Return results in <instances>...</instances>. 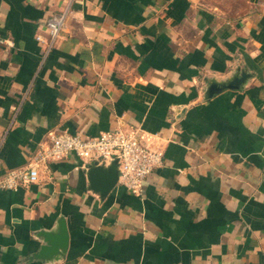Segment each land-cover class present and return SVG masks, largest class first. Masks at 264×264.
<instances>
[{"label":"crops","instance_id":"0c3cea01","mask_svg":"<svg viewBox=\"0 0 264 264\" xmlns=\"http://www.w3.org/2000/svg\"><path fill=\"white\" fill-rule=\"evenodd\" d=\"M240 1L0 0V176L54 133L125 124L164 162L140 195L100 198L74 154L0 189V264H264V0ZM240 71L242 89L206 96ZM60 216L66 254L32 258Z\"/></svg>","mask_w":264,"mask_h":264},{"label":"built area","instance_id":"2783aa9c","mask_svg":"<svg viewBox=\"0 0 264 264\" xmlns=\"http://www.w3.org/2000/svg\"><path fill=\"white\" fill-rule=\"evenodd\" d=\"M68 9L52 12L46 20L48 39L38 35L48 52L67 26ZM71 154L91 160L106 161L118 156L120 173L118 184L140 195L143 181L152 171L163 165V152L143 144L139 132L127 124L114 130L100 132L94 136H84L67 131L51 135L50 144L43 146L25 166L8 170L0 176V189H16L36 182L40 170L49 161L64 159Z\"/></svg>","mask_w":264,"mask_h":264},{"label":"water","instance_id":"95a60500","mask_svg":"<svg viewBox=\"0 0 264 264\" xmlns=\"http://www.w3.org/2000/svg\"><path fill=\"white\" fill-rule=\"evenodd\" d=\"M249 77L250 74L246 71H240L226 80H213L207 88L206 96L212 97L226 89H242ZM86 170L89 189L103 199L118 183L120 173L119 157L115 156L106 161L91 160L88 162ZM37 237L41 240V243L32 258L44 261L62 258L67 252L70 241L66 218L60 216L54 228L39 230Z\"/></svg>","mask_w":264,"mask_h":264},{"label":"rangeland","instance_id":"374dc122","mask_svg":"<svg viewBox=\"0 0 264 264\" xmlns=\"http://www.w3.org/2000/svg\"><path fill=\"white\" fill-rule=\"evenodd\" d=\"M212 1V0H211ZM223 1H225V0H220V3H218V5H220V6H222V7H225L226 6V4H224V2ZM239 2H241L240 0H238V4H239ZM241 4V3H240ZM234 5V4H233Z\"/></svg>","mask_w":264,"mask_h":264}]
</instances>
